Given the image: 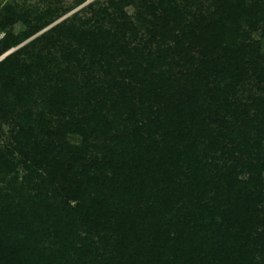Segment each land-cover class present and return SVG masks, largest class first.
<instances>
[{"label":"trees","instance_id":"obj_1","mask_svg":"<svg viewBox=\"0 0 264 264\" xmlns=\"http://www.w3.org/2000/svg\"><path fill=\"white\" fill-rule=\"evenodd\" d=\"M83 1L0 0V264H264V0Z\"/></svg>","mask_w":264,"mask_h":264},{"label":"rangeland","instance_id":"obj_2","mask_svg":"<svg viewBox=\"0 0 264 264\" xmlns=\"http://www.w3.org/2000/svg\"><path fill=\"white\" fill-rule=\"evenodd\" d=\"M19 2H22L23 0H17ZM31 4H37V2L40 3L41 0H26ZM96 0H84L82 3L76 5L73 9H71L69 12H67L66 14H64L62 17H60L57 21H55L54 23L58 22L59 20H61L62 18L69 16L72 12L80 9L83 6H86L87 4L94 2ZM177 3H179L180 5L184 4V0H176ZM61 4L63 5H73V3H75V0H60ZM128 12H132L133 8L132 7H127L126 8ZM264 26V24H263ZM22 28L21 24H17L14 29L15 31H19ZM253 38L259 40L262 44L263 50H264V36L260 33V32H255L253 33ZM10 119V118H9ZM13 122L10 120H7V122H4L3 120H0V144L5 145V143H8V141L10 140V136L12 134V132L14 131V126H13ZM70 142L72 143H78L79 138L78 137H73V136H68L67 138Z\"/></svg>","mask_w":264,"mask_h":264},{"label":"water","instance_id":"obj_3","mask_svg":"<svg viewBox=\"0 0 264 264\" xmlns=\"http://www.w3.org/2000/svg\"><path fill=\"white\" fill-rule=\"evenodd\" d=\"M10 51H11V50H10ZM10 51H8V52H10ZM8 52H6L5 54H7ZM5 54H4V55H5Z\"/></svg>","mask_w":264,"mask_h":264}]
</instances>
